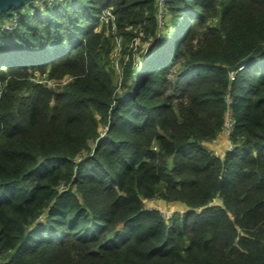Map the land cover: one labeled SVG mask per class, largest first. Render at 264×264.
Listing matches in <instances>:
<instances>
[{
    "label": "trees",
    "instance_id": "obj_1",
    "mask_svg": "<svg viewBox=\"0 0 264 264\" xmlns=\"http://www.w3.org/2000/svg\"><path fill=\"white\" fill-rule=\"evenodd\" d=\"M29 2L0 14V264H264V0ZM117 37L158 44L119 73Z\"/></svg>",
    "mask_w": 264,
    "mask_h": 264
},
{
    "label": "built area",
    "instance_id": "obj_2",
    "mask_svg": "<svg viewBox=\"0 0 264 264\" xmlns=\"http://www.w3.org/2000/svg\"><path fill=\"white\" fill-rule=\"evenodd\" d=\"M31 1L33 0H30V2ZM156 4H157V17H158V22H159L158 24H159V27H163L165 25L166 16L168 14L166 0H156ZM99 23L106 25L107 27H110L111 25V28L113 29L115 28V15L113 13L112 7H108L103 10L100 16ZM13 26H14V23L6 22L2 28H12ZM116 39H117V44H120V40L118 41V37ZM233 126H234V119L231 114V111L228 110L226 112L222 134L219 137L215 138L212 142H210V145L212 149H214L215 154H218L222 157L226 150H230L234 147V144L229 139ZM223 141H226V148L224 150L218 149L216 146L217 145L216 143H222ZM146 201L147 200H145V204H146ZM158 201H159L158 199H154V198L150 199V202H153V204L152 206L147 207V208L158 209L166 220H169L172 217V215L179 210V208L177 210L169 209L168 207L162 206ZM186 210L187 208L183 206L181 207L179 212L184 213L186 212Z\"/></svg>",
    "mask_w": 264,
    "mask_h": 264
},
{
    "label": "rangeland",
    "instance_id": "obj_3",
    "mask_svg": "<svg viewBox=\"0 0 264 264\" xmlns=\"http://www.w3.org/2000/svg\"><path fill=\"white\" fill-rule=\"evenodd\" d=\"M42 1H44V0H33V1L29 2V4H31L33 6V9L32 10L30 9V12H33L36 10L39 11L42 6L37 7V5L41 4ZM119 40H120V44H117V48H115V50L113 52V58H112V60H113L112 64H114L115 70L119 73L122 72V65L131 56L130 55L131 54V52H130L131 48L133 49V52H134L135 61L140 62L142 57L146 58L148 56L145 53V50L147 49V47L150 44H155V45L158 44L157 39L150 38V39H146V40H141L139 37H137L136 39L126 40V44L123 46L122 45V39L120 37H118V41ZM118 76H120V75L118 74ZM33 79H35V80L41 79L45 82H48L49 84L53 83V81H50V79L47 78L46 75H41L40 73H36L34 75ZM117 79H120V77H117ZM119 85H120V83H119ZM2 88H3V82H0V91ZM216 144H217L216 146L218 149H222L223 143H216ZM224 149H225V147H224ZM152 204H153V202H150V199L146 201V207H150V206H152ZM168 208L172 209V210H177L178 208H179V210L181 209V207L174 206V205H170V207L168 206Z\"/></svg>",
    "mask_w": 264,
    "mask_h": 264
},
{
    "label": "water",
    "instance_id": "obj_4",
    "mask_svg": "<svg viewBox=\"0 0 264 264\" xmlns=\"http://www.w3.org/2000/svg\"><path fill=\"white\" fill-rule=\"evenodd\" d=\"M30 0H0V14L12 7H18Z\"/></svg>",
    "mask_w": 264,
    "mask_h": 264
},
{
    "label": "crops",
    "instance_id": "obj_5",
    "mask_svg": "<svg viewBox=\"0 0 264 264\" xmlns=\"http://www.w3.org/2000/svg\"><path fill=\"white\" fill-rule=\"evenodd\" d=\"M222 143H223L222 149L224 150V147L226 148V141H223ZM158 202L165 207H168V206L170 207V205L179 206V207L182 206V205H178V204H172V203H169V202H166L163 200H159Z\"/></svg>",
    "mask_w": 264,
    "mask_h": 264
},
{
    "label": "bare ground",
    "instance_id": "obj_6",
    "mask_svg": "<svg viewBox=\"0 0 264 264\" xmlns=\"http://www.w3.org/2000/svg\"><path fill=\"white\" fill-rule=\"evenodd\" d=\"M22 6V5H21ZM19 7V6H18Z\"/></svg>",
    "mask_w": 264,
    "mask_h": 264
}]
</instances>
